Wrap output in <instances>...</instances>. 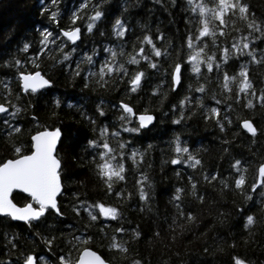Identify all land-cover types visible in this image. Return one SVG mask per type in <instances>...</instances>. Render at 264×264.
<instances>
[{
  "label": "trees",
  "instance_id": "1",
  "mask_svg": "<svg viewBox=\"0 0 264 264\" xmlns=\"http://www.w3.org/2000/svg\"><path fill=\"white\" fill-rule=\"evenodd\" d=\"M41 2L42 0H0V79L13 72L11 66L13 59L24 62L32 54V50L38 48L40 39L38 29L49 24L46 16L39 14ZM197 2L208 4L209 0H192V6L194 7ZM246 2L249 5L248 19L264 23V0ZM77 3L79 0H61L60 10L63 16L60 18L59 27L71 26L69 17ZM91 3L100 4L99 10L103 12V16L95 22L92 33L86 35L87 43L82 44L79 50L81 56L91 47L101 43L108 45L115 41L112 24L115 19L120 18L127 20L132 29L126 41L128 47L124 49L126 54L132 52L134 47H139V41L145 34L144 28L147 27L151 29L147 34L152 36L156 47L162 52L165 47H169L172 58H175L177 53L171 49L169 41L177 45L182 43L188 21H191L193 16L198 17V12H191L189 0H91ZM78 15L85 16L76 22L83 30L88 22L86 14ZM55 27L56 25H53L49 30L52 31ZM235 27L241 31L234 34H245V23L237 20ZM156 29L164 34L163 43L155 40ZM101 32L103 36L100 35ZM210 41L209 37L207 43L210 44ZM24 43L31 45L28 51L23 50ZM252 46L264 49V43L260 40ZM144 47L145 54H148L149 46L145 44ZM51 56L59 58L55 52L51 53ZM5 61H9V64L5 65ZM156 62L161 65L159 72L148 69L143 62L140 68L136 69L147 72V81H142L143 89L139 91V95H133L131 98L142 109L147 107L154 111L157 117L156 126L142 135L123 136V139L132 142L128 149L137 148L141 155L136 158L138 163L135 165L130 160L124 161L125 181L113 185L117 190L123 189L131 193L130 198L122 202V210L126 216L123 226L127 228L130 224L140 236L133 238L131 232L123 236L117 234V242H125L128 252L110 250L107 245L111 239V229L105 228L104 232H98L103 225L93 223L90 225L92 230L90 234H98L84 246L97 250L111 264H131L137 260L141 261V264H229L231 256L247 258L250 264H264V200L259 198V191L254 193L255 202L245 201L239 192L231 189L221 191L220 185L215 182L209 184L202 179L203 175L213 170L228 175L229 163L235 158L248 161L250 165L248 178L251 180L255 166L264 162V134L260 131L264 129V107L255 99L254 109H245L241 104L233 103L232 125L225 126L224 132H221L214 121L202 118L199 108H195L192 115L188 116L186 102L185 119L177 127L172 124L175 116L170 111V105L178 103L185 95H198L187 91V85H192L193 89L199 87V84L205 85L207 93L201 100L208 107L214 106L208 104V97L215 95L217 99H221L222 92L216 83L206 82L203 76L198 78L196 74L191 73V65L186 71L185 88L179 89L178 92L173 91L165 74L169 70L171 60L169 63H165L164 59ZM244 62L248 63L247 59ZM39 63L41 70L50 74L55 87L45 95L28 98L37 119L33 121L31 115H22L20 118L24 120V131L21 135L9 138L0 133V162L14 157L13 145L17 141L27 148L30 147V136L35 131L45 127H61L64 135L59 141L58 156L65 174V190L63 196L59 198V203L64 216H52L41 225L29 229L25 222L14 221L0 215V261L12 259L14 264L16 258L28 252L42 254L45 260L51 259L47 250L41 248V241L33 238V232L47 234L50 230L57 238L54 243L65 252L70 250L72 236L67 229L70 226L87 223L86 219L77 220L72 215L73 194H79L82 199L87 197L91 202L102 187L86 143V138H93L89 135L91 127L79 113L91 114L94 105L100 102L98 97H102L106 116L108 120H112L119 113L112 109L111 101L125 98L124 84L115 89L95 91L90 84L88 89H84L79 78L71 77L59 64L54 63L53 59L42 57ZM228 64L229 67L225 71L231 76L234 70H238L239 65L235 64L232 58ZM86 67V62H82L81 69ZM125 67H129L131 72L129 65ZM201 71L205 72L203 66ZM248 74L259 93L264 87V63L251 64ZM206 75L209 81H214V73ZM161 80L164 83L160 85L158 91L163 93V96L151 94L152 87L160 84ZM10 86L15 87L14 84ZM230 88L232 91L227 93L225 98L232 101L235 99L236 88L234 85H230ZM241 96L243 97V93ZM56 98L61 100L58 108L53 106V100ZM68 98H73L72 102L77 107L68 108L65 104ZM195 103L193 100V105ZM53 112L56 113L55 116L52 115ZM221 114L223 115V111ZM175 115L178 116L179 112ZM244 119L251 120L257 128L255 136L237 127L238 122ZM175 134H179L181 140L186 141L188 147L197 154L203 168L198 166L197 169H191L186 165L174 166L169 162L175 155L172 150L174 145L170 143ZM110 143L114 145L111 140ZM141 172L151 185L149 187V183H145L144 186L146 194L150 197L146 202L138 198L139 185L136 184V180L140 178ZM189 176L192 177V181H189ZM192 182H196V191L204 196L202 203L191 194ZM176 188L182 189V192L179 200L173 201ZM13 198L17 203H22L24 196L14 193ZM178 205L185 212L191 209L196 220L188 222L180 217ZM248 214H253L256 222L245 228L244 217ZM101 219L106 223L110 220L103 217ZM118 226L120 225L113 224L112 228ZM5 234L8 235V239L5 238ZM10 239L17 241L15 249L9 243ZM233 244L235 247H232ZM78 250L79 248L72 251V255L76 256Z\"/></svg>",
  "mask_w": 264,
  "mask_h": 264
},
{
  "label": "snow or ice",
  "instance_id": "2",
  "mask_svg": "<svg viewBox=\"0 0 264 264\" xmlns=\"http://www.w3.org/2000/svg\"><path fill=\"white\" fill-rule=\"evenodd\" d=\"M60 3L61 0H42L39 14L46 16L49 24L38 29L40 37L38 48L33 49L32 54L24 62L13 59L11 61L13 72L0 79V88H2L0 91V114H2L0 115V133L9 138L21 135L24 131V120L20 117L31 115L33 121L37 119L33 114V105L28 98L45 95L55 87L50 74L40 68L39 60L42 57L53 59V62L59 64L71 77L79 78L84 89H88L90 84L93 91L115 89L120 84H124L125 98L111 101L112 109L119 113L112 120H108L106 116L102 97H98L100 102L94 105L91 114L79 113L91 127L89 135L93 138H86V143L102 187L91 202L87 197L82 199L79 194H73L72 215L77 220L86 219L87 223L70 226L67 229L72 236L70 250L65 252L60 249L54 243L57 238L50 230L47 234L33 232V238L41 241V248L47 250L51 259L45 260L42 254L28 252L16 258L15 264H110L96 251L84 245L98 234H90L92 231L90 225L93 223L103 225L98 232H104L105 228L111 229L112 235L107 245L110 250L128 252L125 242H117V234L123 236L131 232L133 238L140 236V233L132 229L130 224L127 228L123 226L126 216L122 210V202L127 201L131 193L113 187L114 184L125 181L124 161L130 160L135 165L138 163L136 158L141 155L137 148L128 149V145L132 142L123 139V136L142 135L156 126L157 117L154 111L147 107L142 109L131 99L133 95L138 96L139 91L143 89L142 81H147V72L143 69H136L140 68L143 62L148 69L159 72L161 65L156 61L164 59L165 63H169L171 60L169 70L165 74L171 90L178 92L179 89L185 88L186 71L191 65V73L196 74L198 78L203 76L206 82H214L218 85L222 92L221 99H217L215 95L209 96L208 104L214 106L208 107L201 100V97L207 93L205 85L199 84V87L195 89L192 85H187V91L198 95H185L178 100V103L170 105V111L175 116L172 124L177 127L181 125L185 119L187 102L188 116L192 115L195 108H199L204 120L211 119L219 130L224 132L225 126L232 125L233 103L241 104L245 109H254L256 105L253 99H255L260 106L264 107V87L258 93L256 85L249 79L248 74L251 64L264 63V49L252 46L257 40L264 43V23L248 19L249 5L246 0H209L208 4L197 2L194 7L192 0H189L191 12H198V17L193 16V19L188 21L182 43L177 45L169 41V46L177 53L175 58H172L169 47H165L163 52L156 47L152 36L147 34L151 30L147 27L144 28L145 34L139 41V47H134L132 52L126 54L124 49L128 47L126 41L132 29L127 20L120 18L115 19L112 24V35L116 37L115 41H111L108 45L101 43L96 47H91L81 56L79 50L82 44L87 43L86 35L92 33L95 22L103 16V12L99 10L100 4L91 3V0H79L69 17L71 26L64 28L59 27L60 18L63 16ZM78 13L86 14L88 22L83 30L76 22L84 19L85 16L78 15ZM237 20L246 25L243 35L234 34L241 31L235 27ZM53 25L56 27L50 31ZM100 35L103 36V32ZM154 35L157 42L163 43L165 36L159 29H156ZM209 37L211 38L210 44L207 43ZM145 44L149 46L148 54H145ZM30 48V44H23L24 51ZM53 52L58 54V59L51 56ZM209 52L211 54H208ZM230 58L239 65L238 70H234L231 76L228 71H225L229 67ZM245 59L248 63L244 62ZM82 62L87 64L85 69H81ZM4 63L8 65L9 61ZM125 65L130 66L131 72ZM202 66L205 70L203 73ZM212 73L215 79L209 81L206 74ZM163 83L164 81L161 80L160 84L152 87L151 94L163 96V93L158 91ZM197 83H199L198 79ZM12 84L15 85L14 88L10 86ZM230 85L236 88L235 99L232 101L225 98L227 93L232 91ZM72 99L68 98L65 102L68 108L77 107ZM193 100L196 101L195 105H193ZM60 105L59 98L53 100L54 107L58 108ZM177 112H179L178 116L175 115ZM52 115L55 116L56 113L53 112ZM110 125H112L111 128ZM237 127L253 136L258 131L248 119L240 120ZM260 131L264 134V129ZM63 135L61 127H45L30 136V147H23L19 141L13 145L14 157L0 162V214L14 221L25 222L29 229L41 225L52 216H64L59 198L63 196L65 190V174H63L61 159L58 158L57 152L58 141L63 138ZM110 140L114 142V145L110 143ZM170 143L174 145L172 150L175 153L169 161L172 165H186L191 169H197L198 166L203 168L201 159L188 147L186 141L181 140L179 134H175ZM249 167L247 160L234 158L229 163L228 175L213 170L203 175L202 179L206 183L215 182L220 185L221 191L231 189L239 192L245 201L255 202L254 193L257 191H259V198L264 200V162L255 166L251 180L248 178ZM139 177L136 180V184L139 185L138 198L146 202L150 199L144 190L145 183H149L148 178L143 172L139 173ZM188 179L192 181L191 176ZM149 187H151L150 183ZM190 187L192 196L202 203L204 196L196 191V182H192ZM14 189L22 190V194H27L25 202L22 204L13 202L10 194ZM181 192L182 189L176 188L172 197L173 201L179 200ZM178 209L179 216L184 220L188 222L196 220L191 209L185 212L179 205ZM101 217L110 218V220L106 223ZM244 219L245 228L256 222L253 214L246 215ZM113 224L120 226L112 228ZM5 238L8 239L7 234ZM105 238H107V233H105ZM16 242L15 239L9 240L13 249L16 248ZM232 247H235V244ZM77 248L79 250L76 256H73L72 251ZM0 264H14V262L9 259L0 261ZM131 264H141V261H132ZM229 264H250V261L240 256H231Z\"/></svg>",
  "mask_w": 264,
  "mask_h": 264
},
{
  "label": "water",
  "instance_id": "3",
  "mask_svg": "<svg viewBox=\"0 0 264 264\" xmlns=\"http://www.w3.org/2000/svg\"><path fill=\"white\" fill-rule=\"evenodd\" d=\"M40 130H43V129H40ZM60 141V140H59ZM59 141H58V144H59ZM58 147V146H57ZM7 159H9V158H7ZM14 192H21L22 193V190H13V192L10 194V197L13 199V193ZM13 202L14 203H17L14 199H13ZM0 215H2L3 216V214H0ZM19 222H22V221H19ZM91 248V247H90ZM93 251H96L102 258H104L103 256H102V254L100 253V252H98L97 250H95V249H93V248H91ZM105 259V258H104ZM106 260V259H105ZM107 261V260H106ZM111 264V263H110Z\"/></svg>",
  "mask_w": 264,
  "mask_h": 264
},
{
  "label": "flooded vegetation",
  "instance_id": "4",
  "mask_svg": "<svg viewBox=\"0 0 264 264\" xmlns=\"http://www.w3.org/2000/svg\"><path fill=\"white\" fill-rule=\"evenodd\" d=\"M58 145H59V144H58ZM57 152H58V147H57ZM12 158H13V157H12ZM58 158H59V156H58ZM14 193H20L22 196H24V199H23L22 203L26 201L27 194H22L21 192H14ZM14 193H13V194H14ZM13 199H14V198H13ZM22 203H18V204H22Z\"/></svg>",
  "mask_w": 264,
  "mask_h": 264
}]
</instances>
